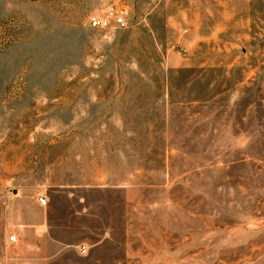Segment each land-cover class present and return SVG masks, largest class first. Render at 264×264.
I'll return each instance as SVG.
<instances>
[{
	"label": "rangeland",
	"instance_id": "374dc122",
	"mask_svg": "<svg viewBox=\"0 0 264 264\" xmlns=\"http://www.w3.org/2000/svg\"><path fill=\"white\" fill-rule=\"evenodd\" d=\"M49 253L264 264V0H0V264Z\"/></svg>",
	"mask_w": 264,
	"mask_h": 264
},
{
	"label": "built area",
	"instance_id": "2783aa9c",
	"mask_svg": "<svg viewBox=\"0 0 264 264\" xmlns=\"http://www.w3.org/2000/svg\"><path fill=\"white\" fill-rule=\"evenodd\" d=\"M91 26L97 30H111L116 29H125L127 28V22L123 14H118L117 12L111 10L107 12L104 16L93 17L91 19ZM42 205H46L44 199L40 200ZM14 241V238H13Z\"/></svg>",
	"mask_w": 264,
	"mask_h": 264
},
{
	"label": "crops",
	"instance_id": "0c3cea01",
	"mask_svg": "<svg viewBox=\"0 0 264 264\" xmlns=\"http://www.w3.org/2000/svg\"><path fill=\"white\" fill-rule=\"evenodd\" d=\"M39 228H41V229H44V226H40ZM49 229H50V227H49ZM45 233V231L44 230H42V235H41V238H42V240L44 239V238H47V236L44 234ZM49 241H52V242H55L56 243V241H54L52 238H47ZM15 241H16V239H15ZM112 243V242H111ZM110 243V244H111ZM31 250H40L39 249V247L38 246H32L31 247ZM84 250H86L85 248H84ZM30 251V250H29ZM28 252V251H27ZM32 252V251H31ZM83 254H85L86 252H83V251H81ZM42 255H44L43 257H45V254L44 253H42ZM62 256L60 255V254H58V253H49V255H48V258L47 259H45V264H57V262H59V260L61 261V258ZM92 261H94V260H92V259H85V263L86 264H104V263H107V261L105 260V261H96L95 263L94 262H92ZM111 262V264H119V262H117V261H110ZM109 264V263H108Z\"/></svg>",
	"mask_w": 264,
	"mask_h": 264
}]
</instances>
